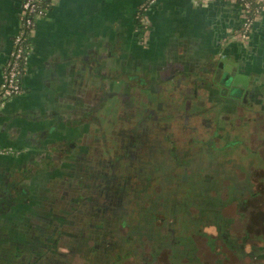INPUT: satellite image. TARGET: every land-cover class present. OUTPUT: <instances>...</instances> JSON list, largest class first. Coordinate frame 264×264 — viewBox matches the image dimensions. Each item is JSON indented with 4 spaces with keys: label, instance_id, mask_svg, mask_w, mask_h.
<instances>
[{
    "label": "flooded vegetation",
    "instance_id": "1",
    "mask_svg": "<svg viewBox=\"0 0 264 264\" xmlns=\"http://www.w3.org/2000/svg\"><path fill=\"white\" fill-rule=\"evenodd\" d=\"M146 2L144 1L139 8L137 16L139 24L138 37L142 40H144V35L150 27L145 18L155 4H152L146 10L147 12H144L143 6ZM250 38L248 42H243L237 38L241 55L237 60L230 59L237 62V65L232 66L235 75L218 66L217 63L220 58L214 61V67L213 64L205 65L204 68H199L202 73L194 76L187 72H179V74H164L159 79L146 72H134L132 67L126 72L118 71L119 69L114 66L106 69L99 65L91 67L95 71L103 73L104 79L101 81L100 78L94 76L89 82L92 89L91 94L87 97H79L76 103L77 112L71 115L66 123L62 121L65 117L63 115L62 119L59 118L55 121L52 128L40 132V139L36 144V153H29L21 159V162L0 159V175L2 178L0 179V188H4V190H0V217L4 220L3 222H1L2 219L0 220V264H42L40 260L43 254L46 256V253L53 251L60 253L56 248H58L61 235L66 233L67 215L70 212L76 213L79 206L82 205L79 197L76 195L71 196V191L75 190L72 185L73 178L81 172L85 164L83 172L96 177L105 174L103 177H106L109 181L107 172L103 171L104 174L101 175L100 170L94 171L95 169H93L96 165L92 163V158L87 155L93 150L91 147L93 143L87 141L88 136L92 135L95 143L103 145L101 147L103 152L110 140L111 142L115 140L114 144L116 145L119 144L120 141H117V138L114 139L110 136V139H108L106 137L110 126L111 129L116 126L114 125L115 120L110 119V115L116 114L121 117L122 113L120 112L127 111V106L132 107L136 100H138L137 108L134 105L132 109L133 116L121 120L122 123H129L134 128L138 127L137 124H141L149 116L148 111L149 114L152 113L149 116L150 119H156L154 122L161 121V119H165L164 121L167 122L171 116L177 117L173 111H181V114H185L188 122L189 120L197 122L202 114L204 116L209 114L211 118L209 127L214 128V136L216 135L217 138L215 140L210 138L211 140L199 143L197 152L200 161L210 164L211 162H218L220 165L221 161L224 160V163L220 165L221 167L225 166L226 161H234L237 154L239 155L238 147H235L229 153L225 151V153L222 151L214 153V150L225 148L234 138H238L229 135L228 132L235 129L238 119L243 120L244 116L246 117L242 113L249 115L253 114L252 111L255 110L264 114V60L260 61L255 57L251 58L249 55L253 52L248 47L246 49L247 44L250 43ZM168 66L170 71L179 70L176 65V67L174 65ZM211 71H213L212 74L209 73ZM255 71L260 73L255 74ZM238 73L247 77H242L241 83L235 85L234 78ZM133 94L134 96H132ZM16 96L18 95L9 98L6 103ZM144 97L147 102L143 100ZM111 98L116 100H111L108 103ZM95 99L101 100L97 108L101 111V120L98 119L97 115L99 110L96 114L91 113L93 109H96L93 108ZM143 101L147 110L145 109L144 113L140 114ZM168 101L171 106L173 104L175 106L171 107V112L167 111L165 114L160 115L161 111L166 109L165 104L167 105ZM122 104H127V106H121ZM104 107H107V113L103 111ZM136 112L138 115H136ZM87 115L89 118L85 121ZM159 116L160 120H158ZM136 117H140L137 124L134 121L126 122L130 118L134 119ZM252 118L253 116L250 115L245 121L252 120ZM94 119H97L98 122L94 123ZM144 123L147 124V122ZM94 125L95 127H93ZM222 140L229 141L222 142ZM108 149L110 151V148L106 150ZM2 152L3 150L0 153ZM261 155V159L251 158L255 165L257 162H261L257 165V168L261 170L253 171V176L248 175L249 178L260 177L261 179L258 182L248 180L244 185H239V188L235 186L232 194L229 195L230 191H228L229 196L224 199L225 205L228 201V203L234 201L236 206L242 210L241 215L246 216L247 230L251 232L256 227L258 231L256 236L263 242L251 244L252 249L248 253L245 252L248 259H244V253H236V257L241 259V262L237 264H264V202L262 201L264 196V174H261L264 171V154ZM244 161L248 162V160ZM210 164H201L200 169L205 176L199 179L201 184L195 186L196 189L199 188L197 192H201L203 196L200 197L197 205L203 217L198 219V217L192 215L194 217L192 222L195 225H200L205 217H210L208 223H216V218L212 214L218 212L217 207L219 205H223L222 187L224 186L221 184L220 176L216 177L214 173L211 175L212 172L205 169ZM230 170L231 174L226 178L234 181V177L238 175L232 173V167ZM5 171L7 175L2 177ZM58 182H61L58 184L60 192L62 191L61 197L58 196L55 190V185ZM48 183L52 184L51 187L49 186L50 188ZM212 190L215 191V195H210ZM106 193L109 194V190H106ZM205 193L208 197H205ZM214 199L218 201L210 202ZM86 200L88 201V199ZM58 204H60V207H56ZM107 206L102 204L100 207L99 214L102 215V219L108 213ZM185 208L188 210L187 204ZM23 225H27V229H23ZM2 226L7 228L9 226L8 234L9 231H12L13 234L11 236L5 234V231L1 228ZM221 227L222 222H220ZM183 236L187 240H191L186 235ZM193 253H195V250ZM8 256L11 261L7 260Z\"/></svg>",
    "mask_w": 264,
    "mask_h": 264
},
{
    "label": "rangeland",
    "instance_id": "2",
    "mask_svg": "<svg viewBox=\"0 0 264 264\" xmlns=\"http://www.w3.org/2000/svg\"><path fill=\"white\" fill-rule=\"evenodd\" d=\"M111 100L116 99L111 98L108 103ZM143 100L147 102L145 97ZM100 102V99H95L93 108L96 109H93L91 113L96 114L99 110L97 115L101 120V111L97 109ZM137 102L138 100L132 107L122 104L121 106H127V111H121V117L116 114L110 115V119L115 120L116 126H113V129L110 126L106 137L117 138V141H120L119 144L116 145L115 140L112 142L110 140L103 152L101 149L103 145L95 143L92 135L88 136L87 141L93 143L91 145L93 150L87 153L92 158V163L96 165L93 169L100 170L101 175L104 174L103 171L107 172L109 181L103 177L105 174L96 177L83 172L84 164L81 172L72 180L75 190L71 191V196L79 197L82 205L76 213L70 212L67 215L66 233L60 234L58 248H56L60 253L53 251L46 253V256L43 254L40 263L237 264L241 262V259L236 257V253H244V259H248L245 254L252 249L251 244L263 242L256 236L258 232L256 227L251 232L247 230L246 216L241 215L242 210L234 201L232 203L225 201L227 202L225 205L224 199L232 194L235 186L239 188V185H244L248 180L258 182L261 179L260 177L249 178V176H253V171L261 170L257 168L261 162L255 165L251 158L261 159V154H264V135H262L264 134V114L255 110L249 115L242 113L246 117L244 116L243 120L238 119L235 129L228 132L229 135L238 138H234L225 148L214 150V153L219 151L229 153L238 147L237 151L241 157L237 154L234 161H226L225 166L221 167L224 160L220 165L218 162L206 163L200 161L197 152L201 141L217 138L216 135L214 136V128L209 127L211 120L209 114L205 116L202 114L200 122L193 120L188 122L181 111H173L177 117L171 116L169 121L165 122V119L159 116L158 120L161 119V121L154 122L156 119H150L149 116L152 113L149 114L148 111L149 116L146 114L148 117L141 124H137L140 117L126 120V122L134 121L138 126L134 128L133 125L122 123L121 120L133 116L132 109L134 105L137 108ZM165 106L166 109H163L160 115L167 111L171 112V107L175 104L171 106L168 101ZM145 109L146 104L143 101L140 114L144 113ZM103 111L107 113V107H104ZM88 115L85 121L89 118ZM136 115H138L137 112ZM250 115L253 116L252 120L246 122ZM93 122L96 123L98 120L94 119ZM225 141L229 140H222V142ZM107 148H110V151L106 150ZM255 149L258 152L254 151ZM201 164H210L205 169L212 172L211 175L214 173L216 177L220 176L219 179L224 186L222 187L223 205H219L218 212L212 214L216 218V223H208L210 217H205L200 225H195L192 222L194 218L192 215L198 219L203 217L197 207L200 197L203 196L201 192H197L199 188H195L201 184L199 179L205 176L200 169ZM231 167L232 173L238 175L234 177V181L226 178L231 174ZM261 174H264V171ZM60 183L55 185L59 197L62 196L58 186ZM49 186L51 187L52 184L48 183ZM106 190H109V194ZM210 192V195H215L214 190ZM206 194L205 197H208ZM214 201L218 200L214 199L210 202ZM262 201L264 202V196ZM102 204L108 205V213L104 219L99 214ZM186 204L188 210L185 208ZM56 207H60V204ZM162 216H165L166 220H162ZM172 218L175 219V223L171 221ZM101 221H103L102 224ZM220 222H222L221 228ZM23 226V229H27V225ZM172 226H174V234L186 235L188 239H191L182 247V254L187 249L195 250V253L174 260L171 253L173 249L170 246L163 247L164 251L156 255L152 252L163 235L168 237V243L171 242L173 235L167 236L165 233ZM132 236L135 240L128 242ZM103 240H107L109 245L106 246ZM126 242L128 244H125ZM115 248L120 249L121 253L130 250L133 254L126 258L121 257L114 262L111 257L117 255L114 253ZM7 260L11 261L9 256Z\"/></svg>",
    "mask_w": 264,
    "mask_h": 264
},
{
    "label": "crops",
    "instance_id": "3",
    "mask_svg": "<svg viewBox=\"0 0 264 264\" xmlns=\"http://www.w3.org/2000/svg\"><path fill=\"white\" fill-rule=\"evenodd\" d=\"M22 1L0 0V84L21 27ZM144 1L53 0L30 35L25 90L0 107V159L21 162L36 153L40 132L63 115L66 123L77 112L79 97L91 94L94 76L104 79L91 68L95 65L122 72L133 68L159 79L179 72L194 76L222 56L237 60L241 55L237 1L156 0L145 18L150 27L142 40L137 16ZM250 39L249 55L264 60V10ZM168 65L179 70L170 71ZM1 228L13 234H8L9 226Z\"/></svg>",
    "mask_w": 264,
    "mask_h": 264
},
{
    "label": "built area",
    "instance_id": "4",
    "mask_svg": "<svg viewBox=\"0 0 264 264\" xmlns=\"http://www.w3.org/2000/svg\"><path fill=\"white\" fill-rule=\"evenodd\" d=\"M240 4V24L236 37L248 42L255 23L264 10V0H235ZM156 0H148L143 6L145 12ZM53 0H23L21 6V27L14 36V45L4 68L3 80L0 84V107L6 101L24 91L22 77L26 71L29 53V39L37 19L46 15ZM147 12V11H146ZM2 151L0 147V152Z\"/></svg>",
    "mask_w": 264,
    "mask_h": 264
},
{
    "label": "trees",
    "instance_id": "5",
    "mask_svg": "<svg viewBox=\"0 0 264 264\" xmlns=\"http://www.w3.org/2000/svg\"><path fill=\"white\" fill-rule=\"evenodd\" d=\"M29 43H30V41H29ZM30 48V47H29ZM146 217H147V215H146ZM145 217V218H146ZM156 218H157V216H156ZM161 219L162 220H166V217L165 216H162L161 217ZM169 221V220H168ZM167 221V222H168ZM171 221L173 222V223H175V219H171ZM102 222L103 221H101V224H102ZM101 226V225H100ZM174 226H172V227H170L169 228V230H168V232L167 233H165V235H169V234H172L173 235V238H172V240H171V242L170 243H168V237H166V236H162L161 237V239H160V242H159V244H156V247H154V250L152 251L154 254L155 253H159V252H161V251H164L163 250V247H168V246H170V247H172V258L175 260H179L180 259V257L181 256H189V255H192V253H193V250H189V249H187V252H185L184 254H182L183 253V250H182V247L184 246V245H186V244H188L189 242H188V240L183 236V235H178V234H174ZM132 239H129V241L128 242H131V240L132 241H134L135 240V237L134 236H132L131 237ZM103 242H105V245L107 246V245H109V242L107 241V240H103ZM125 244H128L127 242L125 243ZM195 247H193V249H194ZM114 253H117V255H115L114 257H111V260H113L114 262L115 261H117V259H119V258H121V257H123V258H126V257H129V256H131L133 253H130V250H128V251H126L125 253H121L120 252V249H117V248H115V251H114ZM191 253V254H190Z\"/></svg>",
    "mask_w": 264,
    "mask_h": 264
},
{
    "label": "water",
    "instance_id": "6",
    "mask_svg": "<svg viewBox=\"0 0 264 264\" xmlns=\"http://www.w3.org/2000/svg\"><path fill=\"white\" fill-rule=\"evenodd\" d=\"M217 64L220 68L226 69V71L231 73L232 75L236 74L235 71H232V66L237 65L236 61H232V60L228 59L227 57L222 56V57H220ZM244 76H246V75H240V73H238L234 78V84L237 85L238 83H241V81L243 80L242 77H244ZM238 81H240V82H238Z\"/></svg>",
    "mask_w": 264,
    "mask_h": 264
}]
</instances>
